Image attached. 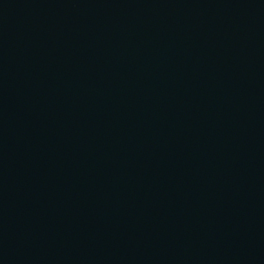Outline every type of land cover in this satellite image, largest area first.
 Masks as SVG:
<instances>
[{"label": "water", "instance_id": "obj_1", "mask_svg": "<svg viewBox=\"0 0 264 264\" xmlns=\"http://www.w3.org/2000/svg\"><path fill=\"white\" fill-rule=\"evenodd\" d=\"M95 264H264V0H105Z\"/></svg>", "mask_w": 264, "mask_h": 264}]
</instances>
